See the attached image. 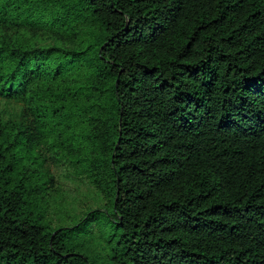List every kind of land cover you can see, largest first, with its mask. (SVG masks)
Wrapping results in <instances>:
<instances>
[{"label":"trees","instance_id":"1","mask_svg":"<svg viewBox=\"0 0 264 264\" xmlns=\"http://www.w3.org/2000/svg\"><path fill=\"white\" fill-rule=\"evenodd\" d=\"M3 100L0 264H264V0H0Z\"/></svg>","mask_w":264,"mask_h":264},{"label":"rangeland","instance_id":"2","mask_svg":"<svg viewBox=\"0 0 264 264\" xmlns=\"http://www.w3.org/2000/svg\"><path fill=\"white\" fill-rule=\"evenodd\" d=\"M22 104L21 103H16V102H6L5 100H3L2 102H0V111L2 112L3 116H9L8 112H12L13 114L14 111H17L21 108ZM7 110V111H6ZM87 190H85L84 192H82L81 194H75L77 196V200L71 201V203L69 204V210L72 211L73 208H75V210L82 206H84V202L86 201L87 195L90 196V194L86 195ZM74 194V193H72ZM64 210H66L65 208H63ZM96 247V246H93ZM106 248H104L103 250L99 249V252L101 253V255L103 256L104 259H102V261H107V251L105 250Z\"/></svg>","mask_w":264,"mask_h":264}]
</instances>
